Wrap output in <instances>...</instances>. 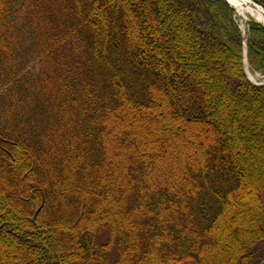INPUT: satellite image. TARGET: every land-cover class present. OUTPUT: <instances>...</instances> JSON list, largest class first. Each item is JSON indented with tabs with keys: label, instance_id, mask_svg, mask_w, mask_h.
Instances as JSON below:
<instances>
[{
	"label": "trees",
	"instance_id": "obj_1",
	"mask_svg": "<svg viewBox=\"0 0 264 264\" xmlns=\"http://www.w3.org/2000/svg\"><path fill=\"white\" fill-rule=\"evenodd\" d=\"M247 66L226 0H0V264H260Z\"/></svg>",
	"mask_w": 264,
	"mask_h": 264
},
{
	"label": "rangeland",
	"instance_id": "obj_2",
	"mask_svg": "<svg viewBox=\"0 0 264 264\" xmlns=\"http://www.w3.org/2000/svg\"><path fill=\"white\" fill-rule=\"evenodd\" d=\"M251 18H254L257 20V18L255 16H253L251 13L249 12H245V13H240V12H237V19H238V22L240 24V27L242 28L243 30V33L244 35H246L245 33H247V28H248V21L251 19ZM245 49H246V45H245ZM250 76H251V79L255 80L256 82H260L262 80V76L261 74L259 73H251L250 72ZM228 108V107H227ZM230 113H229V116H227V114H224V117L227 119L230 118ZM171 118H175L173 117V115H171ZM262 136V133L258 132L257 134V137H261ZM264 142V141H263ZM247 147L249 148V145H247ZM255 162H257L258 160L257 159H253ZM259 253H261L260 255V260L259 263L260 264H264V241L259 245ZM181 264H193L192 261H185Z\"/></svg>",
	"mask_w": 264,
	"mask_h": 264
},
{
	"label": "bare ground",
	"instance_id": "obj_3",
	"mask_svg": "<svg viewBox=\"0 0 264 264\" xmlns=\"http://www.w3.org/2000/svg\"><path fill=\"white\" fill-rule=\"evenodd\" d=\"M240 13L249 12L258 20L264 23V10L260 6H255L252 0H229Z\"/></svg>",
	"mask_w": 264,
	"mask_h": 264
},
{
	"label": "water",
	"instance_id": "obj_4",
	"mask_svg": "<svg viewBox=\"0 0 264 264\" xmlns=\"http://www.w3.org/2000/svg\"><path fill=\"white\" fill-rule=\"evenodd\" d=\"M226 1H228L231 5H233L229 0H226ZM252 1L254 2L255 6H260L264 10V3L261 0H252ZM233 6L236 7L235 5H233ZM261 23L264 26V23L263 22H261ZM40 209H41V207L38 209L37 213L40 211Z\"/></svg>",
	"mask_w": 264,
	"mask_h": 264
}]
</instances>
